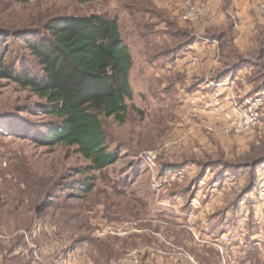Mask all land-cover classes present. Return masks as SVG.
Masks as SVG:
<instances>
[{"label": "rangeland", "instance_id": "obj_1", "mask_svg": "<svg viewBox=\"0 0 264 264\" xmlns=\"http://www.w3.org/2000/svg\"><path fill=\"white\" fill-rule=\"evenodd\" d=\"M185 2L0 0L1 67L16 75L39 71L26 40L44 33L55 16L110 14L132 52L134 92L125 123L103 119L116 163L87 174L89 162L75 146L43 143L56 118L39 111L40 99L0 72V264L245 263L220 247L224 234L237 239L241 223L247 232L264 229L251 214L264 197L258 183H264V93L219 96L215 83L198 92L203 76L190 79V70H182L187 56L166 62V52L190 41V25L206 21V14L199 22L182 21ZM205 91L219 104L190 108V94L200 99ZM256 97L263 98L256 121L236 132L237 116ZM149 153L151 164L144 158ZM91 176L94 190L82 191ZM239 207L244 213L234 217ZM224 212L231 218L222 219ZM251 254L262 264L264 246Z\"/></svg>", "mask_w": 264, "mask_h": 264}, {"label": "trees", "instance_id": "obj_2", "mask_svg": "<svg viewBox=\"0 0 264 264\" xmlns=\"http://www.w3.org/2000/svg\"><path fill=\"white\" fill-rule=\"evenodd\" d=\"M44 31L39 37L26 40L39 71L16 75L3 64L2 78L12 79L29 90L40 99L36 103L38 110L56 118L49 124L43 143L51 147L75 146L89 162L83 172L101 171L117 161V154L107 145L103 119L113 117L125 123L128 100L134 97L129 81L131 49L118 18L110 14L58 15L46 23ZM188 41L182 40L166 55L174 54ZM4 58L1 55L0 60L4 62ZM93 180L88 177L81 190H94Z\"/></svg>", "mask_w": 264, "mask_h": 264}, {"label": "crops", "instance_id": "obj_3", "mask_svg": "<svg viewBox=\"0 0 264 264\" xmlns=\"http://www.w3.org/2000/svg\"><path fill=\"white\" fill-rule=\"evenodd\" d=\"M262 3L264 0H208L206 21L190 25V41L180 45L174 55L169 54L166 62L171 63V60L175 62L180 56H187L185 61L189 64L183 63L182 70H190V79L203 76L200 79L201 84L199 83L197 87L198 92L210 88L215 83L219 96L230 92L229 90L241 94L264 93V21L258 13V6ZM167 8L172 11L170 7ZM194 58L197 60L194 61ZM156 59L158 58L155 57L154 60ZM205 92L207 96L200 99H193L190 94V99H186L190 101V108L219 104L215 101L216 97L209 96L210 91ZM260 182L261 187H264L262 179L259 178L258 183ZM196 199L191 198L192 207L199 206ZM259 204L257 211L251 214L253 218L264 221V197L258 200L257 205ZM241 208L234 209L232 212L234 217L244 213V209L241 210ZM226 214L228 213L222 214V219L231 218L230 213ZM240 225L236 227V231L238 230L236 234L241 236L237 239L234 235L232 236L234 241L239 239L236 241L235 250L230 251L229 245L232 242L226 241L231 235L227 237H225L226 234L223 235L222 246L225 253H238L237 260L245 262L244 264H258L255 263L256 258H250V256L255 250H263L264 229L254 227L247 232ZM263 255L260 259L262 264H264Z\"/></svg>", "mask_w": 264, "mask_h": 264}, {"label": "built area", "instance_id": "obj_4", "mask_svg": "<svg viewBox=\"0 0 264 264\" xmlns=\"http://www.w3.org/2000/svg\"><path fill=\"white\" fill-rule=\"evenodd\" d=\"M208 9V3L205 0H186L183 8L180 12V19L185 22H199L202 20V18L205 16ZM258 13L262 17L264 21V3L260 4L258 6ZM197 60L196 58L194 59ZM247 100L246 102L249 104V109L245 113V115H239L237 116V119L234 123V129L236 132H243L247 128L253 124L257 117H258V109L259 106L262 104L263 98L256 97L255 99ZM145 161L149 164L153 163L154 161V155L152 153H149L145 155ZM110 230L113 231V229ZM105 234V232H102L101 235ZM241 234H238L237 237H240ZM226 241L233 242L234 237L228 236ZM221 251L224 252V247H220ZM194 261V259H192ZM134 261L138 262V258L134 256ZM194 264H197V262L194 261Z\"/></svg>", "mask_w": 264, "mask_h": 264}]
</instances>
